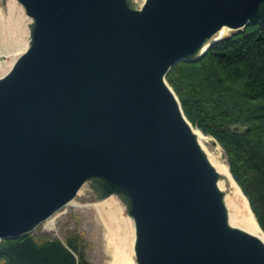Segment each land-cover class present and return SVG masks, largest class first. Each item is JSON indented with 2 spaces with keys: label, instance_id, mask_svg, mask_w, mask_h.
I'll return each mask as SVG.
<instances>
[{
  "label": "water",
  "instance_id": "1",
  "mask_svg": "<svg viewBox=\"0 0 264 264\" xmlns=\"http://www.w3.org/2000/svg\"><path fill=\"white\" fill-rule=\"evenodd\" d=\"M17 1L31 22L0 75V242L87 181L126 205L137 264H264L166 79L221 27L264 21V0Z\"/></svg>",
  "mask_w": 264,
  "mask_h": 264
},
{
  "label": "trees",
  "instance_id": "2",
  "mask_svg": "<svg viewBox=\"0 0 264 264\" xmlns=\"http://www.w3.org/2000/svg\"><path fill=\"white\" fill-rule=\"evenodd\" d=\"M190 122L214 137L264 231V21L214 41L166 74ZM237 126V129H234ZM77 231L63 239L33 230L0 242L3 264H93Z\"/></svg>",
  "mask_w": 264,
  "mask_h": 264
},
{
  "label": "bare ground",
  "instance_id": "3",
  "mask_svg": "<svg viewBox=\"0 0 264 264\" xmlns=\"http://www.w3.org/2000/svg\"><path fill=\"white\" fill-rule=\"evenodd\" d=\"M131 1L141 4L143 0ZM27 18L28 22L26 24ZM30 22L31 18L25 13L23 6L17 0H8L5 10L0 9V27H7L6 32H8V35H3V39L8 36L10 39L12 38L15 43V49L12 50V52L16 54L14 59L28 44ZM228 29L229 28L226 26L221 27L218 31H216L212 38L223 36L227 33ZM2 32H4V30L1 31L0 28V34ZM1 55L2 54L0 53V56ZM1 65L2 63L0 61V67ZM192 130L198 142L205 150L208 159L218 172L217 182L219 188L223 191L224 203L228 213V222L258 236L264 241V231L258 224L246 195L243 193L242 189L230 172L228 164L216 153L208 151L206 141H211L212 139L208 134L204 133L195 125H192ZM83 186H87L91 193H93L87 181H85L80 188ZM80 188L68 203L77 205L82 204L76 200V195H78ZM111 195L116 196L120 200L118 195ZM103 198L105 197L97 198V200H101ZM114 201L117 204L113 203ZM120 202L124 206V211L126 212L125 214L123 213L122 206L118 204L114 198L102 202V205L106 206V210L102 214V219L106 230L105 237L107 240V248L111 256L109 264H137L133 248L135 237L134 222L132 217L126 211V205L122 200H120ZM53 216L54 214L46 219L47 223L52 221Z\"/></svg>",
  "mask_w": 264,
  "mask_h": 264
},
{
  "label": "rangeland",
  "instance_id": "4",
  "mask_svg": "<svg viewBox=\"0 0 264 264\" xmlns=\"http://www.w3.org/2000/svg\"><path fill=\"white\" fill-rule=\"evenodd\" d=\"M7 1L8 0H0L1 10H5ZM27 22L28 18L26 19V24ZM0 28L1 31L4 30V32L0 34V53L2 54L0 56V61L2 63L0 67L1 75L9 67L16 54L12 52V50L15 49L13 39H10L8 36L3 39V35H8V32H6L7 27ZM231 31V29H228L227 33L224 35H228ZM209 137L212 140L206 141L208 151L216 153L227 163L221 145L214 137L210 135ZM111 198H114L118 204L122 206L123 213L125 214L124 206L116 196L110 195L101 200H97L90 189H88L87 186H83L80 188L78 195H76V200L81 202V205L70 203L63 205L54 213L51 222L47 223V221L44 220L33 229V232L36 234H49L50 236L63 239L67 233L77 231L86 240V245L84 247L86 257L93 264H109L111 256L107 248V240L105 237L106 230L102 219V214L105 212L106 206L102 205V202L110 200ZM113 203L117 204L115 201ZM0 264H3V261H0Z\"/></svg>",
  "mask_w": 264,
  "mask_h": 264
}]
</instances>
